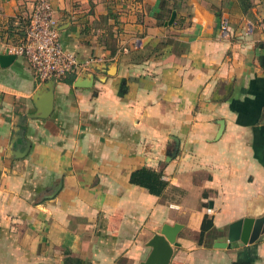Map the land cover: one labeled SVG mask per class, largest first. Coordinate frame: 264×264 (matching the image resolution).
Here are the masks:
<instances>
[{
  "label": "crops",
  "instance_id": "1",
  "mask_svg": "<svg viewBox=\"0 0 264 264\" xmlns=\"http://www.w3.org/2000/svg\"><path fill=\"white\" fill-rule=\"evenodd\" d=\"M19 1L0 0V56L20 41ZM160 1L121 0L100 59L51 2L63 48L92 61L70 84L38 82L23 57L0 63V264H140L176 224V264H264V243L228 241L264 213V0H168L164 25ZM142 168L162 174L160 196L130 183Z\"/></svg>",
  "mask_w": 264,
  "mask_h": 264
},
{
  "label": "built area",
  "instance_id": "2",
  "mask_svg": "<svg viewBox=\"0 0 264 264\" xmlns=\"http://www.w3.org/2000/svg\"><path fill=\"white\" fill-rule=\"evenodd\" d=\"M28 21L24 39L10 46L8 53L25 58L38 82L61 81L92 62H80L63 48L55 10L49 0H35ZM221 29L227 30V21L222 22Z\"/></svg>",
  "mask_w": 264,
  "mask_h": 264
},
{
  "label": "rangeland",
  "instance_id": "3",
  "mask_svg": "<svg viewBox=\"0 0 264 264\" xmlns=\"http://www.w3.org/2000/svg\"><path fill=\"white\" fill-rule=\"evenodd\" d=\"M21 1H19L21 4L18 5V11L21 12L22 6L25 7V15H20L16 24H14V22L10 24L11 29H13V27H17V29H14L15 33H20L25 29V22L28 20L30 15L29 8H27L26 3L30 2L32 8L35 4V0ZM49 1L58 3L57 12L61 15V21L66 20L71 23L70 29L74 30L76 40L80 45L86 48L85 50L89 51L87 56H90L91 59H100L101 54L104 52H110L114 49V31H117V33L120 31L121 26L123 25L120 18L122 17L124 9H126V7L118 4L121 3V0ZM61 3H63L64 6H60ZM70 12H73L74 14L72 15ZM21 17H23L22 21ZM168 21H170V19ZM14 40L17 41V38L15 37ZM170 264H176V248H174Z\"/></svg>",
  "mask_w": 264,
  "mask_h": 264
},
{
  "label": "water",
  "instance_id": "4",
  "mask_svg": "<svg viewBox=\"0 0 264 264\" xmlns=\"http://www.w3.org/2000/svg\"><path fill=\"white\" fill-rule=\"evenodd\" d=\"M175 13L172 14L169 24L174 20ZM15 58L14 55H1L0 63L4 66ZM48 99L41 105L39 117H48L52 109V92L51 87H48ZM39 107V106H38ZM222 128L223 123H220ZM176 148L172 153H168L167 162L171 161L176 155ZM57 187L55 188V192ZM182 229V226L176 224L174 226L165 225L162 229L155 233L148 241L147 247L150 252L147 258L140 264H170L174 248L179 247L177 235ZM228 241L230 243L237 242L240 245L253 244L256 242L264 243V213L255 219L239 220L232 223L228 230Z\"/></svg>",
  "mask_w": 264,
  "mask_h": 264
},
{
  "label": "trees",
  "instance_id": "5",
  "mask_svg": "<svg viewBox=\"0 0 264 264\" xmlns=\"http://www.w3.org/2000/svg\"><path fill=\"white\" fill-rule=\"evenodd\" d=\"M159 9L160 11L155 15L154 18L159 25H164L168 22L172 13L175 12L176 7L175 5H169L168 0H161L159 4ZM28 22H29L28 20L25 22V29L19 33L21 36L19 43L24 39L25 31L26 28L28 27ZM19 43H17L16 45H18ZM262 47L264 49V45H262ZM259 64L261 68L264 70V55L259 57ZM64 82L70 84L72 82V79L71 78L64 79ZM120 95H123V92L120 91ZM129 181L132 185L142 187L146 189L151 195L154 196H160L167 187V183L164 180H162L161 173L145 168L132 172ZM211 227H212L211 219L205 216L203 218L199 233L198 241L200 244L202 243L205 233L209 231ZM76 263L81 264L78 261Z\"/></svg>",
  "mask_w": 264,
  "mask_h": 264
}]
</instances>
